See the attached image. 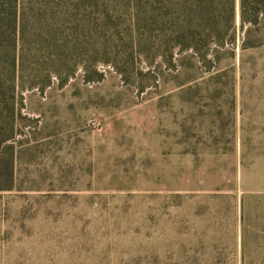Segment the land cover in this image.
I'll list each match as a JSON object with an SVG mask.
<instances>
[{"label":"rangeland","instance_id":"obj_1","mask_svg":"<svg viewBox=\"0 0 264 264\" xmlns=\"http://www.w3.org/2000/svg\"><path fill=\"white\" fill-rule=\"evenodd\" d=\"M99 11L101 76L0 79V264H264V38L209 65L152 0Z\"/></svg>","mask_w":264,"mask_h":264},{"label":"trees","instance_id":"obj_2","mask_svg":"<svg viewBox=\"0 0 264 264\" xmlns=\"http://www.w3.org/2000/svg\"><path fill=\"white\" fill-rule=\"evenodd\" d=\"M103 1L0 0V68L9 63V74L0 79L9 82L12 100L35 88L44 91L54 78L63 86L79 69L102 75L98 66L108 52L94 33L105 22H94L93 15ZM152 7L151 25L167 44L209 65L221 61L207 58L212 51L246 49L253 37L264 38V0H152ZM28 29L35 39L27 51L36 61L31 67L25 63Z\"/></svg>","mask_w":264,"mask_h":264}]
</instances>
